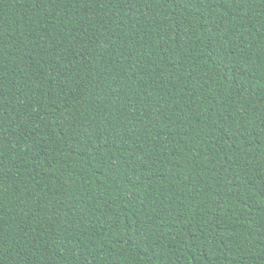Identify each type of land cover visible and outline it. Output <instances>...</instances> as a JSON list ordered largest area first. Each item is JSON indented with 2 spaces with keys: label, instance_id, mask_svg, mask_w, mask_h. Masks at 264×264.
Returning a JSON list of instances; mask_svg holds the SVG:
<instances>
[{
  "label": "trees",
  "instance_id": "obj_1",
  "mask_svg": "<svg viewBox=\"0 0 264 264\" xmlns=\"http://www.w3.org/2000/svg\"><path fill=\"white\" fill-rule=\"evenodd\" d=\"M0 264H264V0H0Z\"/></svg>",
  "mask_w": 264,
  "mask_h": 264
}]
</instances>
